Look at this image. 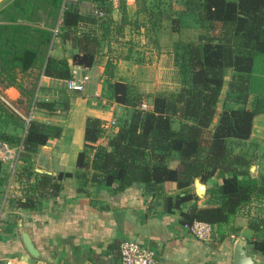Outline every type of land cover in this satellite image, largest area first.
<instances>
[{
	"label": "trees",
	"instance_id": "1",
	"mask_svg": "<svg viewBox=\"0 0 264 264\" xmlns=\"http://www.w3.org/2000/svg\"><path fill=\"white\" fill-rule=\"evenodd\" d=\"M80 1L10 0L0 9L4 13L0 18V91L16 87L24 97L25 115L34 107L54 113L58 105L53 98H36L39 75L69 78L72 64L91 66L105 43L107 87L111 98L126 107L127 115L104 145L97 140L105 136V121L87 116L83 146L92 149L90 158L83 149L77 153L73 172L54 177L40 173L32 183L33 193L23 192L14 202L32 207L37 196L57 195L60 179L73 174L81 181L79 188L91 183L121 189L139 183L145 190L159 192L163 181H171L179 191L162 194L166 209L194 198L190 185L197 176L208 183L207 198L212 204H190L180 210L181 220H204L214 229H221L235 215H247L252 204L264 203V183L249 173V165L264 157V147L258 155L256 143L248 140L252 117L264 111V93L252 86L254 60L264 55V0H177L180 8H173L170 0H134L132 13L126 11L125 0L115 5L89 0L102 11L99 16L81 9ZM114 6L119 11L116 19L111 16ZM164 17L176 32L184 24L183 17L198 28L194 39L178 38L172 45L177 88L143 93L133 84L111 79L117 58L133 56L139 61L147 48L156 46L155 30ZM125 25L130 29L127 36ZM56 35L76 48L69 61L50 51ZM33 68L37 73L32 87L22 88L16 73ZM145 97L150 98L148 108L141 107ZM60 102L63 110L67 98ZM14 109L0 98V143L19 147L14 167L25 176V188L27 177L36 173L30 160L37 145L56 137L60 126L22 116ZM8 125L12 130H6ZM173 160L176 163L170 166ZM2 164L0 159V173ZM247 226L264 229V215L251 214ZM262 232L251 244L264 256Z\"/></svg>",
	"mask_w": 264,
	"mask_h": 264
},
{
	"label": "crops",
	"instance_id": "2",
	"mask_svg": "<svg viewBox=\"0 0 264 264\" xmlns=\"http://www.w3.org/2000/svg\"><path fill=\"white\" fill-rule=\"evenodd\" d=\"M90 3L89 0H83L80 8L84 10ZM125 8L132 13L134 0H125ZM111 16L114 19L119 16L116 6L112 8ZM185 26L189 25L184 23L179 32L173 31L170 29L169 18L164 17L155 30L156 46L148 45V51L143 52L144 58L139 61L133 56L117 58L111 79L133 84L143 93L176 89L178 76L172 59V45L178 38L194 39L198 33L194 24L190 25L193 30L183 32ZM129 31V27L125 25V36ZM106 45L102 44L101 53L89 66L92 78L81 91L66 89L60 79L39 75L36 98L55 99L58 108L54 113L34 107L25 115V112L15 108L22 116L58 124L60 132L56 137L51 136L37 145L30 160V167L36 173H30L27 177L25 188V176L15 169L14 159L5 157L0 145V159L3 163L0 173V264H6V259H10L9 264H122L118 245L125 238L150 248L160 264H231L232 245L237 237L244 238L248 251L264 262V256L253 249L251 244V239L260 236L264 229L254 231L247 226V217L251 214L264 215L263 202L256 203V206L252 204L251 212L247 215H235L221 229H214L208 241L197 238L184 226L180 210L193 203L198 206L212 204L207 198L208 183L197 176L190 185L194 198L169 209L163 204L162 194L179 191L171 181H163L159 192L145 190L139 183H132L121 189L113 184L91 183L79 188L81 181L73 174L60 179L61 186L57 195L37 196L32 207H22L14 202V197H21L23 192L33 193L32 183L40 173L54 177L59 172L75 170L77 153L85 149L83 135L87 116L97 117L105 122L114 121L106 127L105 136L97 140L101 145L105 144L106 137L126 117V107L111 98L107 87L104 73ZM110 45L118 46L116 43ZM50 51L65 55L69 61L70 54L76 48L67 42L62 43L56 35L52 39ZM162 56L167 58L164 61L169 56L167 71L175 72L167 85L160 83L161 74L156 72L157 67L161 68ZM72 65L79 72L83 70V66ZM252 86L264 93V55H258L254 60ZM95 90L99 93L96 96L93 94ZM0 92L4 102L11 108L15 107L14 101L19 97L17 88L9 85L1 88ZM63 96L67 98V104L61 110L60 101ZM142 102L145 103V108L151 105L149 97H145ZM218 109L219 105L216 112ZM215 118L216 115L213 121ZM6 130H12L10 125L6 126ZM248 140L256 143L257 153L260 155L264 147V111L252 117ZM85 150L90 158L92 149ZM175 163L176 160L171 161L170 166ZM251 164L255 165L251 177L264 183V157H257ZM194 179L201 184L199 193ZM214 180L219 181L218 178ZM20 226L27 232L37 256L26 250Z\"/></svg>",
	"mask_w": 264,
	"mask_h": 264
},
{
	"label": "built area",
	"instance_id": "3",
	"mask_svg": "<svg viewBox=\"0 0 264 264\" xmlns=\"http://www.w3.org/2000/svg\"><path fill=\"white\" fill-rule=\"evenodd\" d=\"M110 3L115 5L117 0H108ZM88 10L93 12L95 15L99 16L102 14V11L99 10L94 4L90 3L87 7ZM57 28H53V33L56 34ZM83 70L81 72L77 71L76 67L72 65L70 67L71 76L69 78L63 79V86L68 90L81 91L84 89L85 84L91 81L92 71L89 67L83 66ZM95 96L98 95V91L95 90L93 93ZM0 98L4 100L3 95L0 94ZM145 103L141 102V107L145 108ZM11 107V106H10ZM14 109V107H12ZM16 110V109H14ZM26 117L25 119H27ZM114 121L110 120L109 122H105V127L113 124ZM2 146L5 157L14 159V162L17 158V152L19 147H13V149H9L5 143H0ZM14 169V168H13ZM184 226L197 238L208 241L211 238L212 232L214 230V226L204 220L194 219L189 223L184 222ZM119 249V258L122 264H160L156 259L153 251L144 246L143 244L138 243L132 239H121L118 245ZM6 264L10 263V259L5 260Z\"/></svg>",
	"mask_w": 264,
	"mask_h": 264
},
{
	"label": "rangeland",
	"instance_id": "4",
	"mask_svg": "<svg viewBox=\"0 0 264 264\" xmlns=\"http://www.w3.org/2000/svg\"><path fill=\"white\" fill-rule=\"evenodd\" d=\"M170 1H171V6L173 8H179L180 7V3L177 2V0H170ZM9 2H10V0H0V9L3 8V7H6L9 4ZM3 17H4V13H0V18H3ZM182 22L187 23V25H189V26L183 27V32H187V33L190 32L191 29H192L191 26H190L191 25V21L188 18L183 17ZM164 57L165 56H162V59L160 61L161 68H158L157 67L156 68V70H157L156 72L161 74V76H160L161 77L160 83L163 84V85H167V84L170 83V80H171V78H173L175 72L173 70L172 71L170 70V72H168L169 71L168 67H169L170 59H169V56H168V60L164 61V59H167V58H164ZM160 63H157V64L159 65ZM160 69H162V70L160 71ZM167 69H168V71H167ZM165 71H166V73H165ZM36 73H37V69L36 68L30 69L26 73L17 72L16 73V77H17L18 84L22 88L23 87L31 88ZM166 79L167 80L169 79V81L167 82ZM23 99H24L23 95H19V97L17 98V100L14 101V104L18 107V109L20 111L25 112V107H24Z\"/></svg>",
	"mask_w": 264,
	"mask_h": 264
},
{
	"label": "water",
	"instance_id": "5",
	"mask_svg": "<svg viewBox=\"0 0 264 264\" xmlns=\"http://www.w3.org/2000/svg\"><path fill=\"white\" fill-rule=\"evenodd\" d=\"M254 167H255L254 164L249 165V173L251 176ZM194 181L197 187V191L199 193L201 191L199 185L201 186V184H199V182L196 179H194ZM19 229H20L21 239L26 250L31 255L37 256V251L33 246L27 232L21 226L19 227ZM231 264H264V262L259 257H257L253 252L248 251L244 238L237 237L235 238L232 245Z\"/></svg>",
	"mask_w": 264,
	"mask_h": 264
},
{
	"label": "bare ground",
	"instance_id": "6",
	"mask_svg": "<svg viewBox=\"0 0 264 264\" xmlns=\"http://www.w3.org/2000/svg\"><path fill=\"white\" fill-rule=\"evenodd\" d=\"M199 187L202 189V187L199 185Z\"/></svg>",
	"mask_w": 264,
	"mask_h": 264
}]
</instances>
